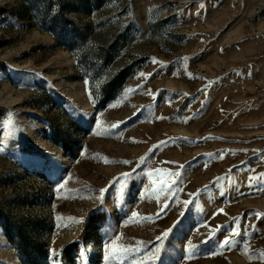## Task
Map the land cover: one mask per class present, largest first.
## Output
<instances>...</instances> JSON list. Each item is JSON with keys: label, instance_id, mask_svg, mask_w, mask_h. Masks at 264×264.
I'll return each mask as SVG.
<instances>
[{"label": "rangeland", "instance_id": "374dc122", "mask_svg": "<svg viewBox=\"0 0 264 264\" xmlns=\"http://www.w3.org/2000/svg\"><path fill=\"white\" fill-rule=\"evenodd\" d=\"M0 149V264H264V0H0Z\"/></svg>", "mask_w": 264, "mask_h": 264}, {"label": "snow or ice", "instance_id": "6c2138e0", "mask_svg": "<svg viewBox=\"0 0 264 264\" xmlns=\"http://www.w3.org/2000/svg\"><path fill=\"white\" fill-rule=\"evenodd\" d=\"M154 62H155V61H154ZM142 75H143V74H142ZM115 126H116V125H113V127H115ZM0 151H2V149H0ZM124 163H128V162L125 161ZM180 167H183V166H180ZM172 175H174V176H179V173H172ZM130 176H131V173H124V174H122V177H121V178L126 180V179L129 178ZM61 187H62V185H61ZM205 188H207V186H205ZM103 191H104V190L102 189L101 192H103ZM198 192H199V190H198ZM190 195H192V196L194 197V199H193L192 201H185L184 203H185L186 205L189 204V203H194V202H195V196H197L198 193H197V194H190ZM134 215H136V214H134ZM181 215H183V213H181ZM257 215H260V214H257ZM76 222H79V221H76ZM173 227H175V223H174ZM170 232H171V229L165 231V233L163 234V236L166 238V237L169 235ZM238 234H239V233H236L235 230H233V233L230 234L229 237H226V238L221 242V247H229V246H231V244H232L231 236H232V235H238ZM158 239H160V237H158ZM205 242H207V241H205ZM105 248H106V256H105V260H106V261H107V260H110V259H116V258H118L119 255H121V254H126V253H128V252H130V251H137V250H138V249H134V248H131V247L119 248V247H116V246H112V251H111V253L109 254V252H108L109 245H106ZM159 252H160V248L157 247V249H156V253L154 254V257H158ZM262 255H264V253H262Z\"/></svg>", "mask_w": 264, "mask_h": 264}]
</instances>
